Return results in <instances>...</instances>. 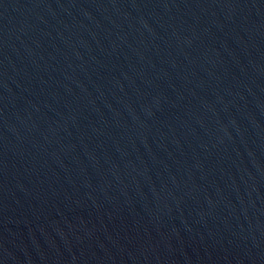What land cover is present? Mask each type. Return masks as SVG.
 Masks as SVG:
<instances>
[{
  "label": "water",
  "instance_id": "95a60500",
  "mask_svg": "<svg viewBox=\"0 0 264 264\" xmlns=\"http://www.w3.org/2000/svg\"><path fill=\"white\" fill-rule=\"evenodd\" d=\"M0 264H264V0H0Z\"/></svg>",
  "mask_w": 264,
  "mask_h": 264
}]
</instances>
